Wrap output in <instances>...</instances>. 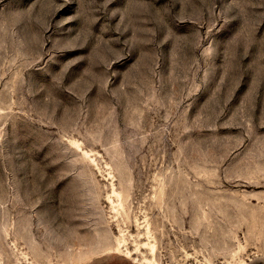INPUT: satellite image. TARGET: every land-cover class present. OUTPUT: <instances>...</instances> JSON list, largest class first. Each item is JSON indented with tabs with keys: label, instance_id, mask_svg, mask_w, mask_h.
<instances>
[{
	"label": "rangeland",
	"instance_id": "374dc122",
	"mask_svg": "<svg viewBox=\"0 0 264 264\" xmlns=\"http://www.w3.org/2000/svg\"><path fill=\"white\" fill-rule=\"evenodd\" d=\"M0 264H264V0H0Z\"/></svg>",
	"mask_w": 264,
	"mask_h": 264
}]
</instances>
